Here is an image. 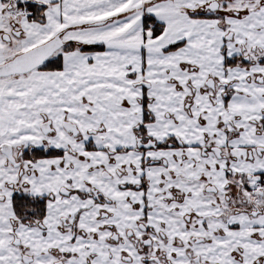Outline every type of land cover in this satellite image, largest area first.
Here are the masks:
<instances>
[{
  "label": "snow or ice",
  "instance_id": "6c2138e0",
  "mask_svg": "<svg viewBox=\"0 0 264 264\" xmlns=\"http://www.w3.org/2000/svg\"><path fill=\"white\" fill-rule=\"evenodd\" d=\"M0 264H264V0H0Z\"/></svg>",
  "mask_w": 264,
  "mask_h": 264
}]
</instances>
